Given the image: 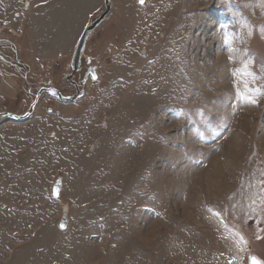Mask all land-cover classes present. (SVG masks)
<instances>
[{"label":"rangeland","instance_id":"1","mask_svg":"<svg viewBox=\"0 0 264 264\" xmlns=\"http://www.w3.org/2000/svg\"><path fill=\"white\" fill-rule=\"evenodd\" d=\"M26 1L0 10V112L16 115L42 87L73 92V49L104 9L74 3L56 24L34 0L22 26L9 14ZM110 1L83 96L44 93L25 121L0 118V264L264 262L260 0Z\"/></svg>","mask_w":264,"mask_h":264},{"label":"water","instance_id":"2","mask_svg":"<svg viewBox=\"0 0 264 264\" xmlns=\"http://www.w3.org/2000/svg\"><path fill=\"white\" fill-rule=\"evenodd\" d=\"M139 2V0H137ZM145 2V0H144ZM140 3V2H139ZM142 4V3H141ZM111 8V1L110 0H104V11L102 12V14L95 19L93 22H91L90 24L88 23L80 37V39L77 42V45L75 47L74 53L72 55V59H71V71L69 73V75L67 76V79L70 81V78L73 76V74L75 72H79L80 71V61L82 58V53L83 50L85 48V44L87 42V39L89 37V34L105 19V17L108 15L109 11ZM88 60H86V63L88 64ZM90 74L92 76V78L96 79L97 75L94 72L93 68H89L86 75ZM76 87V86H75ZM49 93L51 96L57 98L59 101L61 102H73L75 100H77L78 98H80L83 95V91H77L74 95L72 96H67L64 97L63 95H61V93L59 91H57L56 89L50 87V88H41L38 90L35 99L33 101V103L31 104V106L29 107L28 111L23 114V115H15V114H11V113H6V112H2L0 113V118H6V119H11L12 121L15 122H22L25 121L26 119H28L31 114L34 111V107L35 104L38 101L39 96L42 93ZM61 187H62V181L61 179H56L52 185V194L53 196H58L60 191H61ZM63 225V227H62ZM68 225V220L67 217L64 215L62 216L60 222H59V228L61 230H65L67 228ZM249 264H251V259L249 260Z\"/></svg>","mask_w":264,"mask_h":264},{"label":"crops","instance_id":"3","mask_svg":"<svg viewBox=\"0 0 264 264\" xmlns=\"http://www.w3.org/2000/svg\"><path fill=\"white\" fill-rule=\"evenodd\" d=\"M33 1L34 0H27L26 1V5H28V10L25 12L24 16H21V18H20L19 15H16L14 13L13 14L10 13L9 14V17L12 16V20L18 19V21L20 22V24L23 26L24 23L27 20V12H30L31 4L33 3ZM84 1H81V0H41L40 2H36L35 1L34 3H36V4L33 3L32 4V7L34 8V6H35L36 9H43V10L46 8V10H45L46 13L49 10L54 9L57 12V14H56V24H57V22H58V14L59 13H60L61 21H62L63 20V12L65 11V9L66 10L68 8L73 9L74 8V5H73L74 3H77L78 5H82V6H84L85 4L87 5L88 3L86 2V0H84ZM97 1L103 2V0H97ZM66 4L67 5H70V6H66ZM13 7H14L13 0L12 1L11 0H5L4 5L3 4L0 5V10H3V11L9 10V11H11V10H13ZM93 12H96V11H93ZM40 18H41V15L40 14L35 15L34 17H32V15H30L29 20L32 21L31 22L32 24H34V21H37ZM84 18H86V14H85ZM42 21L44 22V19ZM86 24H85V26H86ZM1 28H2V26L0 27V29ZM6 49H7L8 52L14 54L15 56L19 55L20 57L23 58V49L22 48L19 49L18 46H15L13 48H6ZM22 64H25V63H22Z\"/></svg>","mask_w":264,"mask_h":264},{"label":"snow or ice","instance_id":"4","mask_svg":"<svg viewBox=\"0 0 264 264\" xmlns=\"http://www.w3.org/2000/svg\"><path fill=\"white\" fill-rule=\"evenodd\" d=\"M140 3H144V0H139ZM260 4L261 7L264 8V0H260ZM249 35H251V33H249ZM261 36L264 37V28L261 29ZM231 41H232V37L225 33L224 34V38H223V42L228 45V50L231 53L232 51H234V49L231 47ZM229 60H232V56H229ZM237 73L234 72L233 75L235 76ZM241 74H250V73H241ZM260 94H264V92H261ZM237 97L247 103L250 104H256V99L254 97H252L250 94H248L246 91L245 92H240L239 90L237 91ZM63 227V225H62ZM251 264H264V262H261L259 260H257L255 257H251Z\"/></svg>","mask_w":264,"mask_h":264},{"label":"flooded vegetation","instance_id":"5","mask_svg":"<svg viewBox=\"0 0 264 264\" xmlns=\"http://www.w3.org/2000/svg\"><path fill=\"white\" fill-rule=\"evenodd\" d=\"M81 63H84L83 61L81 62ZM89 67H86L85 65H84V70H83V78H82V80H81V78H80V73L79 74H76V75H73L72 76V78H71V82H72V84L70 83V85L72 86V88H73V92L70 94V95H72V94H74V92H75V90H76V92L77 91H80L82 88H83V86H85V84H86V82H87V78L89 77H87V75H86V71H87V69H88ZM82 71V70H81ZM85 81V82H84ZM76 86V87H75ZM80 87H81V89H80ZM82 91V90H81Z\"/></svg>","mask_w":264,"mask_h":264},{"label":"bare ground","instance_id":"6","mask_svg":"<svg viewBox=\"0 0 264 264\" xmlns=\"http://www.w3.org/2000/svg\"><path fill=\"white\" fill-rule=\"evenodd\" d=\"M85 146H82V148H84Z\"/></svg>","mask_w":264,"mask_h":264}]
</instances>
